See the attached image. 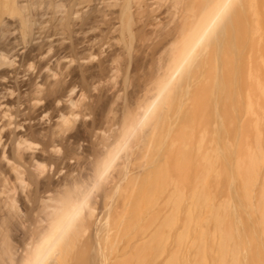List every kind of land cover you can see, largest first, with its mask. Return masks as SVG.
<instances>
[{
  "label": "bare ground",
  "instance_id": "bare-ground-1",
  "mask_svg": "<svg viewBox=\"0 0 264 264\" xmlns=\"http://www.w3.org/2000/svg\"><path fill=\"white\" fill-rule=\"evenodd\" d=\"M241 2L160 27L158 0H0V264H264V30ZM134 216L146 254L121 258Z\"/></svg>",
  "mask_w": 264,
  "mask_h": 264
},
{
  "label": "rangeland",
  "instance_id": "rangeland-1",
  "mask_svg": "<svg viewBox=\"0 0 264 264\" xmlns=\"http://www.w3.org/2000/svg\"><path fill=\"white\" fill-rule=\"evenodd\" d=\"M203 1L204 0H178L177 5L173 9V8H171V4L169 3L168 0H158V3L155 5V7L157 8L156 9L157 11L155 13V16H154L155 19L153 22L155 23L156 26L161 27V25H162V27H163L164 24H166V23L168 24L170 21H172V19L176 18V15H178L181 11H183V13L186 15V14L190 13L187 10V9H189V10H191V13L196 14L199 11V9L202 7ZM240 8L242 10L241 11L242 14L237 13V17H238L239 21L241 22V25L243 26L244 31H245V36H244V32H243V34L241 33V35H243L245 37V39H248V40H251V38H253V41H254V40H256V38H258L257 36H260V34L257 35L259 33L258 31H257L258 33L255 34L256 29L259 27L260 30H264V0H242V2L240 4ZM240 8L238 7L237 12H239ZM234 13H233V15H234ZM238 14H239V16H238ZM254 15L256 16V18ZM235 18H236V13H235ZM234 20H236V24L239 23V22H237L238 21L237 19H234ZM170 24H171V22H170ZM170 24H168L167 26H169ZM256 24H257V26H256ZM234 25H233V27L237 26V25L236 26H234ZM238 25H240V24H238ZM237 27L235 29H237ZM238 29H237V32H238ZM239 35H240V33L238 34V36ZM235 37H236V35H235ZM258 39L256 40V42L255 41L254 42L257 43ZM241 42H243V41H241ZM246 43H247V41H246ZM246 43H244V44L246 45ZM253 45H251V47ZM255 46H256V44H255ZM245 47H247V46H245ZM253 51H252V53H253ZM109 201L111 203V198L107 200L108 203H109ZM129 226L130 227L128 229L125 228V230L122 232L121 245H120V249L118 250L119 256L122 258L124 255H127V256L138 255V257H140V255H142V254L145 255L146 254V250H145L146 246L142 242V239H141V238H143V240L145 241L144 233L140 229V226H139V223L136 219V216L132 217V222L129 224ZM190 241H192V239ZM171 248H173V247H171ZM83 249H84V247H83ZM173 250L174 249H172V251ZM190 250H191V248H190ZM169 253L170 252H167V253L165 252L164 255H166L167 258H169V257L171 258V259L170 258L168 259L169 261L175 260V259H172L174 257L172 256V254H169ZM183 258H184V256H183ZM178 260L179 259H177V262L179 263V261L181 259L179 261ZM169 261L165 260V262L155 263V264H170ZM118 264H129V263L119 261ZM132 264H153V263L146 260V261H134ZM179 264H184V263H179Z\"/></svg>",
  "mask_w": 264,
  "mask_h": 264
}]
</instances>
